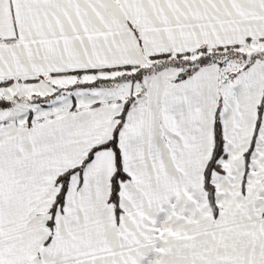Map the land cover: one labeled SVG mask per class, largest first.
Masks as SVG:
<instances>
[{
  "label": "snow or ice",
  "instance_id": "obj_1",
  "mask_svg": "<svg viewBox=\"0 0 264 264\" xmlns=\"http://www.w3.org/2000/svg\"><path fill=\"white\" fill-rule=\"evenodd\" d=\"M0 264H264V0H0Z\"/></svg>",
  "mask_w": 264,
  "mask_h": 264
}]
</instances>
